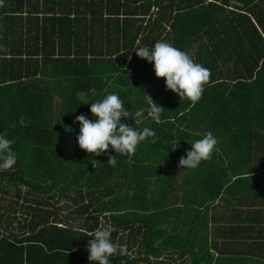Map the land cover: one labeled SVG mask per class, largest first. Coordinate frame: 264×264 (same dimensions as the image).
I'll return each mask as SVG.
<instances>
[{
  "label": "trees",
  "instance_id": "1",
  "mask_svg": "<svg viewBox=\"0 0 264 264\" xmlns=\"http://www.w3.org/2000/svg\"><path fill=\"white\" fill-rule=\"evenodd\" d=\"M149 38L152 44L167 41L191 52L196 63L211 71L200 100L192 104L179 99L178 107L175 97V111L168 118L184 109L185 115H190L205 104L206 111L216 113L215 122H231L234 141L228 168L237 173L232 185L241 179L240 159L249 156L245 174L256 173L254 181L264 192V159L252 161L258 151H264V146L255 142L264 138V0H3L0 133L7 132V138L15 140L12 150L17 159L12 168L0 170V264H96L88 260L87 245L92 237L87 234L101 225H111L115 229L112 241L126 245L124 251L109 257V264H149L148 258L162 263V254L154 253L162 244L153 243L162 235L161 214L133 211V195L108 196L106 200L95 196L93 202L101 207L92 211L62 206L67 199L77 201L65 193L69 179L84 178L88 184L98 171L97 164L93 168L92 162L86 161L90 158L77 143L80 128H74L79 124L75 117L83 114L88 118L90 104L107 95L97 92L110 75L117 74V78L131 70L127 80L145 77L148 83L155 77L147 74L153 64L135 53ZM113 40L120 41L123 50L118 57L127 55L131 47L133 64L124 70L95 66L97 58H111L113 50L106 48ZM98 41L101 49L95 53ZM118 48L114 49L117 53ZM121 97L129 100L123 93ZM55 99L58 105L52 114ZM136 105L127 101L128 107ZM139 107L148 108L144 99ZM21 116L29 121L27 127L18 123ZM130 116L121 117V122L133 127L137 118L133 119V113ZM67 125L71 130H66ZM246 138L250 141L244 146ZM119 157L121 162L116 165H128L124 155ZM219 189L202 203L199 253L178 254L176 261L264 264V254H248L252 248L264 246L257 242H225L209 251L205 212L219 198ZM115 203L121 207L114 208ZM255 216L263 219L264 210L256 211ZM238 227L228 230L243 233L251 229ZM135 244L141 252L137 257L127 254ZM182 255L187 256L186 261L180 259Z\"/></svg>",
  "mask_w": 264,
  "mask_h": 264
},
{
  "label": "crops",
  "instance_id": "2",
  "mask_svg": "<svg viewBox=\"0 0 264 264\" xmlns=\"http://www.w3.org/2000/svg\"><path fill=\"white\" fill-rule=\"evenodd\" d=\"M154 44L150 38L144 42V46L150 47V49ZM107 45V50H113L111 58L99 59V57L96 59L95 66L105 65L109 68L116 67L124 70L127 64H133L131 47H129L127 55L118 57L117 54L123 52L120 48V41L113 40ZM117 45L119 53L114 50ZM93 48L94 52L98 53L101 49V41L94 43ZM150 68L151 70L147 74L149 77H154L153 65ZM131 74L132 71L128 70L127 74L120 73V77L117 78L115 77L117 74L110 75L104 80L105 84L97 92V95L104 96L105 94L116 93L122 98L121 94H126L127 97L124 98L133 100V105L134 103L137 104L128 107L127 101L124 100V107L129 113H133V119L135 113L141 108L139 104L144 99L143 94L150 95L152 100L162 103L160 106L165 109L161 115L162 122L153 121L148 117L147 111L141 122L135 123L137 119L133 121V127L137 130H142L144 127L152 129L156 133V142H152V137L140 142L130 159L124 155L126 157L125 163L128 164L126 166L123 163L114 167L108 164L109 156H116V164L121 162L119 157L121 154L112 150L111 146H109L107 153L96 156L95 159L84 150L85 157L90 158L86 161H91L93 168L97 164V174L88 184H85L84 178L69 179L65 193L75 196L77 201L73 202L67 199L63 203L65 205L62 204V206L69 210L83 207L92 211V209L101 207L100 204L93 202L95 196H104L103 200H106L108 196L133 195V211H144L146 215L156 212L161 214L159 224L162 228V235L153 243L155 245L157 243L162 244L161 249L155 250L154 253L162 254L160 259L165 264L168 258L172 261L178 260V254L199 253L204 217V208L202 207L204 205L202 203L204 204L209 200L211 194L220 188L217 192L219 198L215 199L205 212L209 251L212 252L211 248L218 247L225 242L227 244L234 242L264 244V218L257 220L259 218L255 216L256 211L264 210V192L259 186L260 183L254 181L257 179L254 175L256 173L245 174L247 173L245 169L249 164V156L240 159L242 164L238 167V171H240L238 174H242L241 179L236 181V185H232L237 173L229 171L228 162H232L229 152H231L234 140L230 132L234 125L228 121L224 123L215 122L216 113L206 111L205 104L197 110H193L190 115H185L186 109L183 111L177 109V114L168 118L171 112L175 111L173 108L175 97H177L178 107H180V97L166 89L164 78H156L155 76L149 83L146 82L145 77L142 79V77L133 76L132 80H127L126 77H130ZM133 80L136 81L133 82ZM81 97L84 100L83 95ZM53 102L52 114L58 105L57 99ZM87 115H89V120L95 119L92 114ZM53 123L51 115V126ZM76 125L74 128L79 129L80 124ZM67 128H69L68 125ZM207 131H212L218 140L211 159L202 161L195 169H180L178 163L180 157L185 156L186 152L191 150V143L202 138ZM73 136L74 134H72ZM249 141L250 138H246L244 146H247ZM255 142L258 147L259 145L264 146V138H259ZM263 153L264 151L261 154L258 151V154L252 157V161L259 163L261 159H264ZM231 166L232 164H230ZM124 169L125 171L122 172ZM221 182L223 185L219 187ZM77 183L80 186H77ZM231 185L232 187H230ZM59 190L61 191V188H58ZM225 198H227L226 202L223 201ZM119 207L121 206L115 203L114 208ZM232 215L234 217L231 220ZM238 221L243 223L239 224ZM135 225L137 223H134ZM238 225L250 226L251 229L243 233L239 230L232 232L228 230L230 227L239 228ZM224 237L225 239H222ZM228 238H233V240ZM155 245L153 246L155 247ZM136 246L135 244L127 254H133ZM250 251L248 254H264V246L262 245L258 250L252 248ZM137 254H141V252H137ZM169 254L173 255L170 256ZM180 259L186 261L187 256L182 255ZM153 261L158 260L153 259ZM175 264H178V261Z\"/></svg>",
  "mask_w": 264,
  "mask_h": 264
},
{
  "label": "clouds",
  "instance_id": "3",
  "mask_svg": "<svg viewBox=\"0 0 264 264\" xmlns=\"http://www.w3.org/2000/svg\"><path fill=\"white\" fill-rule=\"evenodd\" d=\"M2 6L3 0H0V7ZM135 53L139 58L153 64L156 78H164L166 89L177 94L180 100L186 98L192 104L200 100L205 85L210 81L211 71L196 63L191 52L182 51L167 41H157L151 49L143 46L135 50ZM143 97L148 108H140L135 113V123L144 119L145 111L153 121L162 122L161 115L165 109L154 102L150 95L143 94ZM89 111L95 117L94 120H89L81 114L76 116L74 121L80 124L77 143L87 153L99 156L107 153L111 146L116 153L127 155L130 159L138 144L146 138L152 137V142H156V133L149 127L137 130L121 122V117L131 116L124 107V101L116 93L107 94L102 100L91 103ZM18 123L27 127L29 121L21 116ZM66 130L71 129L66 127ZM14 143V139L7 138V132L0 133V170H8L16 163V153L12 150ZM217 143L218 140L212 131L205 132L202 138L191 143V150L180 157V169H195L202 161L210 160ZM116 162V156H109V165L114 167ZM113 231L115 229L111 225H101L87 234L92 237L87 245L90 262L109 264V257L126 249V245L112 241Z\"/></svg>",
  "mask_w": 264,
  "mask_h": 264
},
{
  "label": "rangeland",
  "instance_id": "4",
  "mask_svg": "<svg viewBox=\"0 0 264 264\" xmlns=\"http://www.w3.org/2000/svg\"><path fill=\"white\" fill-rule=\"evenodd\" d=\"M126 95V94H125ZM84 97V96H83ZM128 102L129 101H133V100H127ZM53 104H54V102H53ZM6 204V202H3L2 203V205H5ZM63 205H65V204H63ZM19 212V211H18ZM19 214V213H18ZM18 214H16V218L18 219V218H20V216L18 215ZM12 228L13 229H16V227H17V225H16V223L15 222H13L12 223ZM137 252H138V249L137 248H135L134 250H133V254H132V256H136L137 257ZM166 260H168V261H166V263L167 264H175V261H172V260H169V259H166ZM148 262H149V264H158V261H153V260H150L149 258H148ZM161 264H163V263H161Z\"/></svg>",
  "mask_w": 264,
  "mask_h": 264
}]
</instances>
